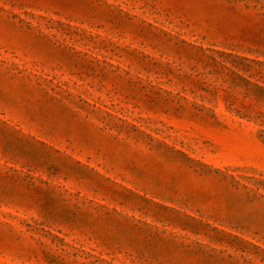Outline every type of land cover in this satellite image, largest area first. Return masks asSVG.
Segmentation results:
<instances>
[{"label": "rangeland", "instance_id": "374dc122", "mask_svg": "<svg viewBox=\"0 0 264 264\" xmlns=\"http://www.w3.org/2000/svg\"><path fill=\"white\" fill-rule=\"evenodd\" d=\"M0 264H264V0H0Z\"/></svg>", "mask_w": 264, "mask_h": 264}]
</instances>
